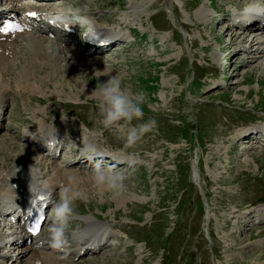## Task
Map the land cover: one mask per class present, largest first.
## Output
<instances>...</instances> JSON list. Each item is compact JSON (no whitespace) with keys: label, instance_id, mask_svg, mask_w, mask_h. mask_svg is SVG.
<instances>
[{"label":"rangeland","instance_id":"obj_1","mask_svg":"<svg viewBox=\"0 0 264 264\" xmlns=\"http://www.w3.org/2000/svg\"><path fill=\"white\" fill-rule=\"evenodd\" d=\"M254 1L76 0L75 8L74 0L53 2L71 13L99 17L97 25L110 32L132 31L124 46L102 54L49 44L75 59L123 74L126 85L145 95L143 119L155 121L149 132L125 149L123 137L114 129H103L98 121L92 90L105 76L81 67L69 74L56 70L45 82L24 90L8 71L12 93L10 105L4 104L7 114L0 141L12 139L27 148L25 129L45 121L68 145L54 159L38 155L44 164H63L65 156L79 153L80 143L106 154L125 153L131 162L116 167L126 175L118 196L91 184L90 167L78 163L66 167L80 176L77 186L83 199L73 203L65 235L83 230L85 219L92 215V220L108 226L117 244L89 257L58 255L57 264H264V224L256 222L255 213L264 211V142L246 145L241 154L235 149L241 131L253 126L264 129V32L253 43H244L237 33L251 34L255 29H227L234 10L256 9L251 6ZM72 39V48L80 49L82 45L74 47L78 42ZM224 58L230 71L242 64L241 74L226 89L202 88L222 78ZM8 153L0 151V175L12 166ZM245 214L251 217L246 223ZM29 259L17 264H48L37 255ZM3 263L13 264L9 258Z\"/></svg>","mask_w":264,"mask_h":264},{"label":"bare ground","instance_id":"obj_2","mask_svg":"<svg viewBox=\"0 0 264 264\" xmlns=\"http://www.w3.org/2000/svg\"><path fill=\"white\" fill-rule=\"evenodd\" d=\"M134 7L135 6H132V8ZM44 8L45 7L43 5L30 4L20 9L17 0H10V8L7 11L10 13H15L20 10L23 17L28 18L27 23L29 25L39 23L41 26V30L43 29V27H52L53 24H62L63 26L67 27V30H74V28H76L74 23L81 24L86 21L87 23L91 24L92 30H97V35H99L101 37V40L103 41L109 39H119L121 40L120 43L122 44L123 42H126L124 38L129 37V33L132 32L131 30L128 31L126 29L125 32L127 35L122 32L121 33L123 35L114 33L115 31L109 32V30H107L106 28L98 26L99 24L97 25L99 17H96L95 15H93L92 17H88L89 15H87L85 19L81 20H79L80 17L77 20H72L67 16V14L70 15L71 9H68L67 7L65 8L64 5H54L52 7H49V9L47 10H45ZM68 10H70L69 13ZM255 10L257 9H247L245 13H251ZM1 12L4 11L0 10V13ZM30 13H35V15H30ZM262 20H264V18ZM257 23L259 22H253L251 24L245 23L238 28H257L255 29V31L251 32V34L244 32L245 30H239L240 32H238L237 34L238 37L241 38L242 42L253 43L261 35V32H264V27H258ZM31 32L32 31H23L22 33H16L13 35H0V120H2L4 117L1 113L4 104L8 105L10 103V97H8L9 92L11 91L12 93V89L10 88V86L12 87V83L10 81L11 77H7L9 70L10 73H12V80L14 79L15 81H13L15 83L20 84V87L26 90L29 86H34V84H36L37 82H45L48 77L54 75L56 70L59 71V73L61 72L63 74H69L70 72H73V69H75L76 67H81L80 69H86L89 72L99 74L98 70L105 71L102 67H107L104 64L98 65L93 61L84 60L81 57L75 59L74 56H68V51H72V49L74 50V48L69 49L68 51L65 50L66 53L60 50L57 51L56 49H53L52 45L49 44V40L47 38H42L43 36L41 37L40 33H38V36L32 35ZM69 36L72 37V33H69ZM92 37V32H89L87 40L93 39ZM63 48L66 47L63 46ZM66 59H68L69 62ZM80 59L82 60L79 61ZM61 62L64 63L62 64ZM45 69H48L49 72L47 71V73L44 72L43 74H41V71ZM221 84L226 83L224 82ZM16 136L19 139L21 138L18 135ZM62 136L63 135H61L55 127L47 124L45 121H42L41 125L35 127L34 129H25V137L23 138V141L27 142V144L25 145L24 143V145L31 151L27 150V148H25L23 145L12 141V139L0 141V151H9L6 158L12 159V166H10L5 173H1L0 175V203H4V205H6L8 204L6 203L7 200H13L17 196H20L21 199L26 196H30L29 198H35L37 196V190H40L42 193H44L43 195H48L51 198L57 195L58 182L61 181L66 174L75 173H73L72 170H68L66 168V164H51L53 162L48 164L42 163L41 160L38 159V157L42 156V153L33 145H44L47 140H52L54 139V137L56 140L61 142L63 140ZM95 149L97 150L96 153L98 154H102L103 156L107 155V157L111 156L110 154H106L99 148ZM32 151L39 152H37V154H34L32 153ZM124 159L125 158H123V160ZM123 160H120V162H123ZM47 165H50L49 167H52L49 171H47L48 169H45ZM114 166L120 167V164H114ZM75 175L78 177L79 182L80 176L77 174ZM26 180L28 181L27 183L25 182ZM26 184H29L31 189L27 188ZM3 209H5V207H3L2 210ZM263 217L264 213H262L261 218ZM92 218L93 216L91 215L90 217H87L85 219L86 228L80 232L75 233V239H65L66 245L64 244L62 250H65L64 248L67 246L68 241L71 242L70 244L73 245V250H71V257L76 255L77 250L80 249V247H78V244L83 243L88 237L97 236L99 238V242H101L104 240V235L107 231L111 233V230L108 228V226H105L103 223H97L96 220H92ZM207 220L209 219L207 218ZM43 236L44 237L42 239L48 240V234L44 235L43 233ZM23 237H25V234ZM261 241L262 239L257 241V244H259ZM37 242L38 241L35 239V241L30 242L29 245L22 246H17V242L16 248L14 250H17L18 254H16L15 256L18 255V258L15 260L24 262L26 261V258L30 257V259H32L37 255V260L43 259V261H46L48 264H57L60 258L58 257V255H55L56 252H53L52 255L47 254L49 252L44 253V250L50 249V247H40ZM95 242L97 241H92L91 243ZM3 254L7 256L8 253L4 252Z\"/></svg>","mask_w":264,"mask_h":264},{"label":"clouds","instance_id":"obj_3","mask_svg":"<svg viewBox=\"0 0 264 264\" xmlns=\"http://www.w3.org/2000/svg\"><path fill=\"white\" fill-rule=\"evenodd\" d=\"M98 73L106 77L103 81L98 80L92 90L99 124L103 129H114L123 137V147L130 148L155 124L152 118L143 119L145 95L141 90L126 85L123 74H114L111 69L98 70ZM45 143L51 150L57 141L54 137ZM86 150L89 155L85 158L91 162L88 172L91 184L118 196L125 188V172L114 165H106L102 159L94 160V146H87ZM77 185L78 177L71 173L66 174L57 184V196L52 201L47 227L48 244L52 249L63 248L67 219L74 214L73 203L83 199V193Z\"/></svg>","mask_w":264,"mask_h":264},{"label":"snow or ice","instance_id":"obj_4","mask_svg":"<svg viewBox=\"0 0 264 264\" xmlns=\"http://www.w3.org/2000/svg\"><path fill=\"white\" fill-rule=\"evenodd\" d=\"M30 15H35V13H30ZM9 25L5 24L3 28H0V31H8L9 30ZM29 231H34V229L29 228Z\"/></svg>","mask_w":264,"mask_h":264}]
</instances>
